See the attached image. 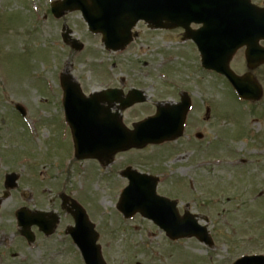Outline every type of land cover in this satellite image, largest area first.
I'll return each instance as SVG.
<instances>
[{
	"label": "rangeland",
	"instance_id": "1",
	"mask_svg": "<svg viewBox=\"0 0 264 264\" xmlns=\"http://www.w3.org/2000/svg\"><path fill=\"white\" fill-rule=\"evenodd\" d=\"M26 1L25 9L23 0H0V195L7 173L16 172L21 178V188L1 206L0 230L5 229V233L0 231V264L41 262L34 259L37 250L29 251L14 234V210L34 204L29 199V185L39 194L43 188L51 196L60 188L80 194L98 221L100 244L109 264H230L242 255L264 254V110L247 115L227 82L202 70L191 43H168L175 36L164 41L160 32L151 33L141 24L137 29L141 37L128 51H106L93 39L86 51L73 56L71 50L50 43L59 42L64 24L77 31L74 37L84 38L86 25L81 14L70 13L62 22L51 16L43 21L41 14L56 0ZM253 2L264 4V0ZM32 6L40 16L33 15ZM79 61L78 66L75 62ZM83 62L92 64L90 73ZM64 66L99 79L98 83L125 77L129 87L143 89L148 104L124 115L128 125L154 113L157 103H174L182 90H188L194 100L187 130L191 137L187 134L163 147L129 154V162L118 156L107 169L93 160H76L55 82ZM98 83L93 88H100ZM223 101L225 114L221 113ZM15 103H22L26 110L29 128ZM207 107L211 109L209 119L205 118ZM196 133L204 138L198 140ZM240 136L244 137L241 141L236 139ZM254 150L261 153L260 161ZM123 164L167 176L160 192L178 195L184 206L208 218V228L216 240L214 247L196 240L177 244L152 222L140 216L128 222L117 214L115 203L121 191L116 199L115 190H110L112 186L104 179H115L114 172L123 169ZM116 180L121 186L125 183L120 177ZM190 182L193 192L184 195ZM85 197H91L90 203ZM38 198L45 208H54L53 202ZM38 200L36 195L35 203L41 205Z\"/></svg>",
	"mask_w": 264,
	"mask_h": 264
},
{
	"label": "water",
	"instance_id": "2",
	"mask_svg": "<svg viewBox=\"0 0 264 264\" xmlns=\"http://www.w3.org/2000/svg\"><path fill=\"white\" fill-rule=\"evenodd\" d=\"M64 0L53 6V13L61 17L66 11L82 10L91 30L105 35L110 48H120L127 41L117 42L118 36L129 35V31L140 20L151 27H185L191 23L202 24L201 30L189 32L199 45L203 65L226 74L239 88L247 85V79L237 78L228 68V62L238 47L249 44L252 38L264 37V10L251 5L250 0ZM87 5V6H86ZM258 33V34H257ZM255 47L248 49L250 62H255ZM247 83V84H246ZM243 90V89H242ZM245 97H253L241 91ZM114 94L111 95L113 97ZM69 99V97H68ZM101 97H93L83 105L67 113L76 136L79 158L106 159L117 151L149 142L159 143L181 135L184 116L189 108L188 99L176 107L160 108L155 117L138 124L135 131L123 128L115 116L102 111ZM70 101V100H69ZM95 107V109H94ZM89 109H94L88 111ZM113 121V123L111 122ZM132 184L123 194L119 209L126 216L141 212L154 220L173 239L196 236L200 241L211 243L205 228L192 223L186 217L182 221L172 219L169 207L174 203L156 195V180L152 177L128 175ZM11 179V177H10ZM12 181V180H11ZM149 181V183H148ZM152 182V183H150ZM20 224L27 225L26 215L20 213ZM97 235L93 239L96 242ZM87 264H104L99 247L95 252L84 251ZM236 264H264V257L245 258Z\"/></svg>",
	"mask_w": 264,
	"mask_h": 264
},
{
	"label": "flooded vegetation",
	"instance_id": "3",
	"mask_svg": "<svg viewBox=\"0 0 264 264\" xmlns=\"http://www.w3.org/2000/svg\"><path fill=\"white\" fill-rule=\"evenodd\" d=\"M261 44L262 46H264V42H262ZM260 71H264V65H262V67H259L258 69L255 70V74L256 75L259 74V76L264 82V74L260 75ZM110 80L112 81V83H110L109 86H112V88H119L122 90L123 93H127L130 90L128 87L129 86L128 82L124 78L119 79L120 86L116 85L118 81L114 79L113 77L110 78ZM87 85L88 84L85 83L83 87L87 88ZM62 194L63 195L60 194L58 197H56L53 200V203L55 204L53 209L51 208L47 209L45 207H41V209H39V210H43L46 214H49V215H45V218L47 220L53 219V215H51L52 213L58 215V224L56 226V229L54 230V233L46 237L37 227H34L33 231L37 239L39 237H43V240L48 241L47 248L50 251V255L53 256L55 259H58L60 250L62 251V253L69 254V255H72L76 259L77 258L80 259L81 258L80 249L74 245L69 234H70V229L75 224V221H74L75 208H74V204L72 200L74 199L78 201L80 204L82 203L79 200V197L73 195L72 193L62 192ZM36 209L31 208V211L33 212ZM86 209L88 212L87 214L91 222L93 223L94 218L92 216V210L89 207H87Z\"/></svg>",
	"mask_w": 264,
	"mask_h": 264
}]
</instances>
